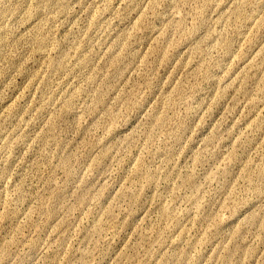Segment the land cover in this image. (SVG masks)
I'll return each mask as SVG.
<instances>
[{
	"label": "rangeland",
	"instance_id": "374dc122",
	"mask_svg": "<svg viewBox=\"0 0 264 264\" xmlns=\"http://www.w3.org/2000/svg\"><path fill=\"white\" fill-rule=\"evenodd\" d=\"M0 264H264V0H0Z\"/></svg>",
	"mask_w": 264,
	"mask_h": 264
}]
</instances>
